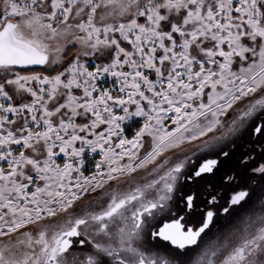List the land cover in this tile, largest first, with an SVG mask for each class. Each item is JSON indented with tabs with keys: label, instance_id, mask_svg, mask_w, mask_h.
Segmentation results:
<instances>
[{
	"label": "snow or ice",
	"instance_id": "snow-or-ice-1",
	"mask_svg": "<svg viewBox=\"0 0 264 264\" xmlns=\"http://www.w3.org/2000/svg\"><path fill=\"white\" fill-rule=\"evenodd\" d=\"M0 264H264V0H3Z\"/></svg>",
	"mask_w": 264,
	"mask_h": 264
},
{
	"label": "rangeland",
	"instance_id": "rangeland-1",
	"mask_svg": "<svg viewBox=\"0 0 264 264\" xmlns=\"http://www.w3.org/2000/svg\"><path fill=\"white\" fill-rule=\"evenodd\" d=\"M3 0H0V5H2ZM76 49H70L69 50V55L72 51H75ZM90 65L92 64V58H88ZM39 68L41 69L42 66H30V68ZM28 68V67H26ZM33 71H40V70H33ZM103 83H105L104 81H102ZM110 83V82H109ZM77 122H83L81 120H79V118L77 119ZM126 123V132L125 134L127 136H131L134 133V130L137 129L139 123H140V118H134L132 121L129 122H125ZM145 147H148V144L146 143ZM143 151V150H142ZM85 172L87 173L89 169L92 168L93 164H94V160L96 158H98L97 156L99 155V150H97V154L93 153L92 155H89L88 152H85ZM64 160V154L63 153H59L57 151V162L58 163H63ZM141 173H137V175H140Z\"/></svg>",
	"mask_w": 264,
	"mask_h": 264
},
{
	"label": "trees",
	"instance_id": "trees-1",
	"mask_svg": "<svg viewBox=\"0 0 264 264\" xmlns=\"http://www.w3.org/2000/svg\"><path fill=\"white\" fill-rule=\"evenodd\" d=\"M30 70H41L38 67L37 68H30Z\"/></svg>",
	"mask_w": 264,
	"mask_h": 264
},
{
	"label": "crops",
	"instance_id": "crops-1",
	"mask_svg": "<svg viewBox=\"0 0 264 264\" xmlns=\"http://www.w3.org/2000/svg\"><path fill=\"white\" fill-rule=\"evenodd\" d=\"M102 83H103V82H102ZM94 153H96V154H97V150H96Z\"/></svg>",
	"mask_w": 264,
	"mask_h": 264
}]
</instances>
